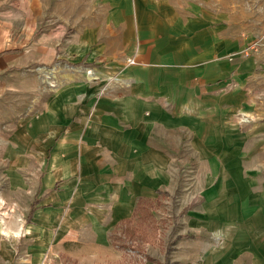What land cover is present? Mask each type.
Wrapping results in <instances>:
<instances>
[{
	"label": "rangeland",
	"instance_id": "obj_1",
	"mask_svg": "<svg viewBox=\"0 0 264 264\" xmlns=\"http://www.w3.org/2000/svg\"><path fill=\"white\" fill-rule=\"evenodd\" d=\"M136 1L0 0L3 48L22 55L0 68V245L19 235L23 264L58 198L78 196L80 168L111 160L104 122L138 109L140 75L128 66L157 69L152 33L179 11L176 2L196 20L191 0H149L139 16ZM214 8L216 47L230 28L231 50L198 65L200 53L180 47L175 26L166 44L176 59H159L171 64L173 74L159 76L172 85L166 99L151 90L143 101L146 144L134 158L163 180L112 225L111 264H264V1L215 0ZM136 16L149 18L148 28ZM68 253L44 250L41 264H94Z\"/></svg>",
	"mask_w": 264,
	"mask_h": 264
},
{
	"label": "crops",
	"instance_id": "obj_2",
	"mask_svg": "<svg viewBox=\"0 0 264 264\" xmlns=\"http://www.w3.org/2000/svg\"><path fill=\"white\" fill-rule=\"evenodd\" d=\"M147 1L149 0L136 1L137 4L134 10L136 15L139 16L141 10L145 12L147 8L143 7V5L146 6ZM195 2L191 0V4H188L187 0L189 8L196 13L195 21L190 20L188 13L185 18L183 17V1H178L176 2V7L180 12L177 11L173 14L167 13L166 17L168 23H164L165 27L161 28L159 32L152 33L154 37L157 36L152 40L151 44L153 54L158 52V62L154 63L157 65V69L152 67L150 71H147L151 67H143V72H141V67L128 66L127 73H137L140 75L135 83V95L133 96V101L135 103L134 107H138V109L132 115L129 114L133 110L129 114L127 111H122V115L120 114L121 116H129L125 118H121L120 115L115 117L116 121H118L116 125L104 122L105 125H103L101 129V141L105 142L104 147L110 151L111 160H104L100 163L80 168L78 176L80 192L78 196L71 197L66 194L58 198V207L50 211L51 215L50 212L48 213L50 217L46 223L47 226L41 231H45L46 236L42 237L41 242H38L36 246L32 247L33 256L28 264H41L42 251L47 249H58L66 254L70 252L72 255H75L76 258L94 264H111L117 261V250L112 246L109 238V231L112 225L119 218L132 213L138 196L149 195L163 180V177L160 175L161 169H158L159 177L156 178V175L153 174L154 172L152 173L151 169L146 167L142 161H136L137 159L134 158V155L142 149L140 145L146 144L144 128L147 126L143 124H145L147 118L141 113L143 101L151 96V90H153L154 96L157 98L166 99L168 96L167 86L172 85L167 83V79L159 75L161 72L168 73L169 70L171 71L170 74H173L174 70H171L170 63L160 62L159 59L161 60V56L164 58L165 54H167L166 59H176L175 55L170 57V53H168L174 49L172 43H170L171 46L166 44L168 41H172L174 39L172 38L174 37L173 34L178 32L175 31V26H181L184 32L180 36L179 41H181L180 43L182 44L180 47L183 50L190 51L191 55L193 48L197 49V53H200L197 54L196 62L198 65L200 63V58H213L216 50H220V53L231 50V46L228 42L231 37L230 28H228L227 31L224 29L222 30V34L226 37L218 40L220 43L217 47L215 44L216 38L214 30L211 29V23L214 22L216 18V11L214 8L215 0H195ZM132 5L134 6L135 3ZM149 9L148 7L147 10ZM191 13L192 12H190V14ZM164 14L165 12L163 15ZM262 14L264 17V9ZM147 15H149V13ZM177 15H180L181 18L179 19ZM138 16L134 17L136 26L141 27L140 25H150L149 18ZM191 16H194V14ZM222 17H224V14ZM154 22L157 21L152 20V24ZM4 27L5 26L0 28V68L8 64H16L22 60L21 52L18 49L7 51V49L10 48H3L6 40ZM169 27L172 28V31L168 29ZM176 30H178V28ZM262 31L264 33V29H262ZM189 38L191 42H201V46L193 47L188 44L190 42ZM225 45H227V48H224ZM16 47L18 46H14V48ZM179 61L184 63L181 59ZM177 63L179 62L177 61ZM143 64L145 65L147 63L143 62ZM142 73L144 76L141 75ZM146 73L153 75V78H151L152 81L147 79L145 76ZM119 121L122 123L127 122V124L130 123L131 127H122ZM128 136L134 138V144L131 145ZM130 159H132V161H130ZM68 202H70V205L66 207ZM41 229V225L34 226L33 230H35V235L38 234ZM20 239L19 235H16L12 240L10 239V242L1 241L0 264H23L21 256L20 258H15L16 247L18 245L17 242H19ZM13 245H15V249ZM74 249H77L76 253L73 251ZM12 252H14V258L12 257Z\"/></svg>",
	"mask_w": 264,
	"mask_h": 264
},
{
	"label": "bare ground",
	"instance_id": "obj_3",
	"mask_svg": "<svg viewBox=\"0 0 264 264\" xmlns=\"http://www.w3.org/2000/svg\"><path fill=\"white\" fill-rule=\"evenodd\" d=\"M49 76L51 77V74H50V73H48V77H49Z\"/></svg>",
	"mask_w": 264,
	"mask_h": 264
}]
</instances>
